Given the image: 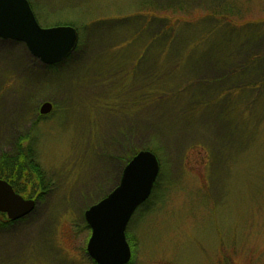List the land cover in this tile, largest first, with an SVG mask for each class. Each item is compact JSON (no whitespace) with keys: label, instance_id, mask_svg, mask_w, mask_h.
Returning a JSON list of instances; mask_svg holds the SVG:
<instances>
[{"label":"rangeland","instance_id":"1","mask_svg":"<svg viewBox=\"0 0 264 264\" xmlns=\"http://www.w3.org/2000/svg\"><path fill=\"white\" fill-rule=\"evenodd\" d=\"M28 1L40 26L71 25L79 38L52 65L0 38V155L26 154L20 186L37 199L13 223L0 217V264H91L84 211L141 149L155 151L159 172L125 229L129 264H264V96L251 107L259 84L235 87L264 72V0H168L183 1L195 27L176 45L200 41L173 68L174 53L139 51V18L119 19L142 0ZM227 5L229 24L209 15ZM154 70L174 90L144 106L141 91L161 82Z\"/></svg>","mask_w":264,"mask_h":264},{"label":"water","instance_id":"2","mask_svg":"<svg viewBox=\"0 0 264 264\" xmlns=\"http://www.w3.org/2000/svg\"><path fill=\"white\" fill-rule=\"evenodd\" d=\"M0 38L22 42L33 57L52 65L74 50L78 32L71 25L40 26L28 0H0ZM50 109L51 103L44 102L39 112ZM158 172L156 155L147 149L138 150L123 166L118 184L84 211L90 228L85 250L96 264L129 262L125 229L136 208L148 198ZM33 207L32 199L23 198L0 179V211L9 219L25 216Z\"/></svg>","mask_w":264,"mask_h":264},{"label":"trees","instance_id":"3","mask_svg":"<svg viewBox=\"0 0 264 264\" xmlns=\"http://www.w3.org/2000/svg\"><path fill=\"white\" fill-rule=\"evenodd\" d=\"M162 1H164V0H142L141 6L139 4V7H140L139 9L135 10L132 14L128 15V17L125 16V17H122L119 19L125 20L128 18L127 20H131V19L135 20V19L139 18V20H140L139 22L142 23L144 26L140 27L137 31H135L133 36L136 35V39H138V37H141L143 35V33L146 32L144 34L146 35V37H148V39L139 48V51H141V53H146L147 51H152V52H154V54L157 55L156 58L166 57L168 55H171L170 53H174L176 55L175 56L176 58L174 59L175 62L173 64L174 66L171 65V67H170V68H173L177 64L180 65L179 63H180V61L183 60L184 54H186L187 52H190L192 49H196L199 46L200 41L197 39H193L192 41L186 40L185 46L183 48L181 47L180 44L178 46V43L176 45V39L178 38V36L181 35L182 33H185V31L184 32L182 31V28L184 26H185V28H187L188 26L192 27V28H195V27H193L194 24L192 22H190V20L188 18H186L187 15H183L184 13H182V11L187 8L183 1H176L175 3L174 2L168 3L167 2L168 0H166L164 2H162ZM192 12L193 11L186 10V13L189 15H191ZM232 13H233V10L228 5L223 6L221 8H218L217 10L212 9L209 11L210 16L217 15L216 18L222 17L224 20L226 18H229L230 16H228V15H232ZM113 19H116V18L114 17ZM218 20H222V19H218ZM225 21H226L225 25L229 24L227 22V19ZM97 24L98 23H96L95 25H97ZM95 25H92V26H95ZM92 26L91 25L88 26V31L92 29ZM212 29L213 28H211L207 33H211ZM203 31L204 30L199 32V34L202 35ZM201 35H199V37ZM109 37L114 39V40L119 38V37H115L114 35H110ZM186 44L190 45V48H188V46ZM74 52H75V50H74ZM74 52H72V54ZM72 54H70L69 56H71ZM260 55H261L260 57L263 59L264 58V51ZM255 56H257V55H255ZM238 57H240V55ZM144 58H145V55L143 56L141 54L139 56V60H144ZM196 61L197 60H195L194 62L196 63ZM245 61H247V63H246V65H247L248 62L250 61V58L247 57L245 59ZM237 66H239V68L236 69L237 71H236L235 75H239L240 73H243L242 70H239L241 67V64L237 63ZM261 68H263V65L259 66V69H261ZM163 72L164 71H159V70L155 71L154 70V72L152 74H149V75H152L151 78L154 77V80L156 81V83L157 82L159 83L160 81L161 82H160V84H157L156 86L153 85L152 90H150L149 92L145 91L146 89L141 91L140 99H139L140 104H142V105L144 104V106H147V105L152 104V102H154L158 106H160L161 104H164L163 102L167 99V97L173 93L172 91L174 90L173 89L174 87L169 88L168 86H166V83L162 81L163 77H164ZM257 73H261V74H257ZM229 74H230L229 72L226 73L225 77H227ZM249 77L250 78H248V79L237 81V83L235 82V84L237 85L235 87H236V89H241L244 87H248L249 85L254 86V85L259 84V87H255V89H253V90L252 89L248 90L251 92L249 95H252L251 107H253L259 102L257 97L264 96V72H261L260 70L258 71L256 69L255 75L253 74L252 76H249ZM216 84H217L216 87L217 86L218 87L215 90H217L220 87L218 82ZM168 85H170V84H168ZM229 88L230 87H226L225 89H229ZM242 91H244V90H242ZM239 94H240L239 97L246 96L245 92L239 93ZM194 96H196V95H194ZM209 101H210L209 99H206L205 103L207 104ZM261 104L263 105V107H262V109H263L264 108V101H261ZM262 109H261V111H262ZM262 112L264 114V110ZM252 116L257 118L258 115L252 114ZM149 150L152 151L153 153L155 152L152 149H149ZM154 154L156 155V153H154ZM156 157H157V155H156ZM17 167H18L17 163L14 164L12 161L2 160V162H0V174H4L6 177H11L13 175V170H20L21 169V168H19V167L17 168ZM20 167H22V166L20 165ZM22 169H23V167H22ZM34 169L36 172L39 173V170H37L36 168H34ZM6 224H8V223H6ZM89 260H90L91 264H96L93 260H91V259H89ZM127 264H129V262Z\"/></svg>","mask_w":264,"mask_h":264},{"label":"flooded vegetation","instance_id":"4","mask_svg":"<svg viewBox=\"0 0 264 264\" xmlns=\"http://www.w3.org/2000/svg\"><path fill=\"white\" fill-rule=\"evenodd\" d=\"M2 40H8V39H2ZM13 41V40H12ZM25 46V45H24ZM25 48H26V46H25ZM27 49V48H26ZM51 110V109H50ZM20 147V146H19ZM19 147H17L18 149H19ZM18 151V152H17ZM16 152V154L15 153H9L6 157L5 156H3V155H0V162H2V160H9V161H12L14 164L15 163H17V166L19 167V168H21L20 167V165L21 166H24L23 164H22V161L24 160V158H25V155L26 154H24V153H21L19 150H17ZM18 155V156H17ZM26 160V159H25ZM18 163H21V164H18ZM24 171V169H20V170H13V175L11 176V177H6L4 174V176H0V179H2V180H5L8 184H10V186L12 187V189H13V191L14 192H16V193H18L20 196H22L23 198H25V199H32L33 201H34V205L36 204V202H37V199L36 198H30V196H29V194H25L23 191H22V188H23V186H20L21 185V179H20V177H22V173L21 172H23ZM17 179V180H16ZM17 182V183H16ZM41 185H43L42 183H41ZM0 217H3L2 219H3V222L4 223H12V222H15V221H17V220H19V219H15V220H12V219H9L8 217H7V214L5 213V212H2V211H0Z\"/></svg>","mask_w":264,"mask_h":264}]
</instances>
